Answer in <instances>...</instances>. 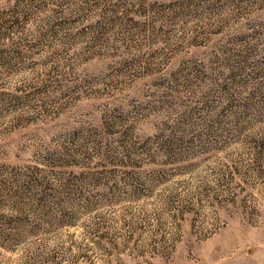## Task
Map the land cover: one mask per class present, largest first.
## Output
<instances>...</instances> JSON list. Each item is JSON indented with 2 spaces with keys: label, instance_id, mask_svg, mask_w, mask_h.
<instances>
[{
  "label": "rangeland",
  "instance_id": "374dc122",
  "mask_svg": "<svg viewBox=\"0 0 264 264\" xmlns=\"http://www.w3.org/2000/svg\"><path fill=\"white\" fill-rule=\"evenodd\" d=\"M0 264H264V0H0Z\"/></svg>",
  "mask_w": 264,
  "mask_h": 264
}]
</instances>
